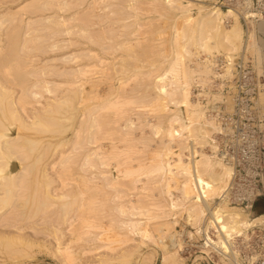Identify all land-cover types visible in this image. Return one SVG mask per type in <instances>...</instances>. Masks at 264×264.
Here are the masks:
<instances>
[{"label":"bare ground","instance_id":"6f19581e","mask_svg":"<svg viewBox=\"0 0 264 264\" xmlns=\"http://www.w3.org/2000/svg\"><path fill=\"white\" fill-rule=\"evenodd\" d=\"M36 1H40V0H36ZM36 1H34V3L30 1L31 2L30 4L38 3ZM46 1H48V0H46ZM50 1H53V0H50ZM50 1H48V2H50ZM57 1L60 2V0H57ZM63 1H62V3H63ZM70 1H73V0H70ZM78 1L81 2L79 5H82V1H85V0H78ZM128 1H131L133 3L132 0H92L91 2L89 0L90 3L88 5L86 3V6L83 7L80 10V12H78L79 19L77 17L78 16L77 14L74 15V17L76 16L75 19H72L73 21L78 22V23L76 22L77 23L76 25H78V26H76V27L73 26V27H74V30H77L75 33L78 34L79 38H80L79 41H76V39H75V41L77 43V44L76 43L75 44L78 45L84 41L85 43L84 42L83 43L87 44V46H89L90 49L87 48L88 50H85L86 53L85 52L83 53L80 51L76 55H73L74 57L73 56L69 57L67 55L69 58H72L71 61L73 60L74 63L78 60L79 61L83 60L84 62L81 64H77L76 68L68 73L70 78H73L74 82H71L70 81L71 79H70L69 80L71 82V83H69L70 85L69 84H67L69 86H67L66 84H64V85L66 87H68V89H70L69 87L75 86L77 89L74 88L73 93L75 94V92H76L75 89L79 90L80 91V92L78 91L79 94L83 95L82 97L79 96V98H81L83 101L86 100V102L88 103L89 102L88 100L93 99V101L96 100L98 104H96L95 106H93V105L88 106L84 110L83 119L81 121L79 120L80 124L78 121L79 128L77 126V131L74 132L75 137L74 136L73 137L75 138L74 139L75 141H74V143H72L73 147L72 146H71L72 148L68 147V148H70V150L72 149L71 152L68 151L69 153L68 152H67L68 154L66 153L67 156H65L66 154H64V153L58 154V157H59L58 160L61 159L60 160L62 162L61 165H64V168H63L64 170L62 169V171H64V175L66 174L65 171L68 172L69 168L71 167L70 165H75V163H76L75 157H76V158H78V160L80 162V164L77 162L80 165L79 167H77L78 171L81 170L80 172H82L84 174L87 172V175L89 174L88 172L91 173L92 170L95 173H97L96 171H98L99 173H97V174H99V176L101 177V178L99 177V179L100 180L102 179L101 185H97V188H96L94 186V183H93L95 181L93 178H95L96 175H94V177H92V178L90 177L92 175H88V176H86V175L82 176L83 174L77 175L78 181L82 185V186L80 185L81 186L80 188L78 187V190L79 189L80 190H79V193L78 192L77 193L80 196H82L83 198L85 196L86 197L84 200L82 197H80V196L78 197V198H80L79 200H81V204L78 202L77 203L74 202L75 197L73 199L74 201L72 200V202H73V204H76V205L79 204V206H77L78 210H81V211L85 210V212H87V214H88V212H91V214L94 213V215L92 214L94 216V218L98 217L100 214L102 216V211L104 210V214H106L107 218H108V219H106V217H105V219L108 221L106 222L107 223L106 228L105 229L103 228L104 234H102V236L104 235L105 237H107L108 234L111 236L110 238L108 236L109 240L111 241L110 245L118 244L120 246L121 244L126 245L128 242L131 243L133 240L131 238L132 236H138L140 239L139 242H141V243H142L143 238H154V245L156 247L152 250L153 251L152 253L155 256L157 254V252H161L162 264H166L167 259H169V258L174 260L173 263L176 262L177 264H180L179 261H176V260H178L180 258L179 252L180 251L182 252L185 249L184 247H185L186 242L184 243L183 236H185V238H187L189 240L188 242H190V240L193 241L194 239H196L197 235L199 237L200 232H202V231H200V228H202L203 231L204 230L206 231L209 228H211V229L215 230V232L217 234V242H216V239H214L215 240V242H214V241H211V239L209 237H207V236L205 237V238H207V239H205V245H207V247H211L212 249H216L217 252L218 251H223L225 253L231 252V248H232L234 242H236L238 240H243V241L248 240L250 230H252L253 228H255L257 226H264V213L262 212L260 214L255 215L253 213V211H249V212L244 211L243 208H240L236 205L231 204V202L228 200L227 190H228V187H229V184L231 181V168L228 167L226 164H224L216 155L217 143H216V140L214 138L215 137L214 134H215L216 128H217V126H216L217 122L214 120L213 113H217V111H219L220 105H223V108L225 111L229 112L232 110V94L234 93V90L232 89V87H230L229 90L227 91L230 94L225 92L226 95L224 96V95H222L221 92L212 93L208 89V87L210 86L211 82L213 84V81H211V80H213L214 78H216L218 76H219L220 80H227V79L230 80L231 79V78H227V77H230V74L233 71L231 68V64H232V62H234V59L238 56V54L236 55V53L239 51L242 53L239 56H240V58L242 57L244 59V62L248 58V57L246 58L245 54L252 53L255 56V58H254L255 63H252L253 60L251 59V64H254V67H255L254 69H256L258 75H263L262 71H261L262 61H261V56L259 53V44L260 43L257 42L256 37H257L258 31H261L264 33V23H263L264 20H258V21H255L254 19L249 20V18L247 17L245 19V24H243L241 22L242 16H240L239 13L235 9L227 8L226 10H223L219 6V4L216 3V0H210L211 2L206 6L198 5L199 7H196V10H197L196 14H192L190 12L191 8L194 6L192 4L189 5V3H187L185 5H181L178 2V0H159V1H162V4L165 2L167 7H165L164 5L161 4L162 6H164V8H162V10L161 9L159 10L157 8V10H155V11H157V14H159L158 13V10H159V12H161V11L163 12V13L161 12L162 13L161 15L166 16L168 20L173 19V23H171V24L169 23L170 26H167L168 22H170V21H168L167 24L165 23L166 24L165 29L168 28V29H170V31L172 30V34H171V40L168 41V45L170 44L169 47L171 49L168 48L169 53L167 51H166L167 53H164V51L166 50L165 49L166 47L164 48L165 50L162 48L164 51L160 52V50L158 51L153 47L154 45L150 46V45H148V43L146 44V46L141 45L144 42H141L139 40L138 41L140 43L137 40L128 41V38H130V37L132 38V35L130 34V37H129V34L125 33V38H124V35H123L124 32L122 31V33H123L122 34L121 31H119V30H123L125 28L127 30V27H126L127 25L125 26L123 22L125 20H126V22L129 21L128 20L129 18L125 17L126 13H124L126 11L125 9L129 7L127 5ZM245 1H246V5L250 3V0H245ZM27 3L29 4V1ZM55 3H57V2L55 1ZM69 3H71V2H69ZM76 3H78V2H76ZM124 3L127 6H125ZM33 4L30 5L31 8H32ZM64 4H65V1L63 3L62 7L65 6ZM47 5L51 6L53 4H50V5L47 4ZM68 5H71V4H68ZM73 5H75V4H73ZM73 5H72L73 8L71 10L75 9L74 8L75 6H73ZM139 5H137V6L140 7ZM152 5H153V3H152ZM173 5H175L176 10L181 13V18H178L179 21H177L178 19L174 20V16H172V14L170 13V6H173ZM22 6H26V3H25V5H21V7H19L21 9H18L17 10L18 12L15 10L16 12H13V13L14 14L20 13L22 10H24V8H25L24 12L26 13V11L28 9L26 10V7L23 8ZM30 6H28L27 8H29ZM35 6L36 5H34V7ZM43 6H41V7L43 8ZM66 6H67V4H66ZM66 6H65V8L63 7L64 9H61V11L63 12L66 9L67 12L69 13L70 9L68 10L67 8H70V7H68V6L66 7ZM132 6L133 7H130V8L136 7V3H135V5L132 4ZM156 6H158V5H156ZM52 7L54 8V6H52ZM52 7H50V8H52ZM57 7H56V9H54L55 11L58 10ZM60 7L61 6H59L58 8H60ZM36 8L39 9L38 6ZM36 8H34V9L36 10ZM47 8H49V7H47ZM50 8H49V10L51 11ZM167 8L169 10H167ZM123 9L125 10L124 12H123ZM141 9L142 8H140V10ZM153 9H155V7ZM35 10L33 11L34 13L32 11H30V12H32L33 15L35 14V12L37 13L38 11L43 12V11H41L42 9L37 10V11H35ZM97 10L101 11L102 13L100 14L99 12H97ZM130 10H132V9H130ZM138 10H139V8H138ZM140 10H139V12L141 13ZM61 11H59V12L61 13ZM132 11H130V12H132ZM135 11H134V13L136 14ZM155 11L153 10V13ZM30 12H27V13H30ZM56 12H58V11H56ZM139 12H138V14H139ZM143 12H144V10H143ZM13 13H11V14L13 15ZM43 13H45V12H43ZM82 13L83 14L85 13L84 17L80 18ZM134 13H132V14L134 15ZM9 14H10V12H9ZM54 15H57V14H54ZM245 15L246 14H244V16ZM3 16L8 18V20L6 18H4L5 20L4 19L3 20L8 21L9 25H10V20L13 17L10 18L11 15L6 16V13H4ZM141 16L142 15H139V17H141ZM0 17H2V16H0ZM17 17H18V15L15 16L16 20H17ZM69 17H71V16H69ZM132 17H134V16H132ZM52 18L53 17H50V18L44 19V20L41 18H39L40 20L39 19L36 20L37 19L36 18L35 19L36 21L30 22L29 25L26 24V26L28 27L27 30L28 31L30 30L29 27H31L30 26L31 24H33V25L37 24L38 25L39 21H41L42 26H44V24H43V22H44L46 24L52 23V25H55V28L59 27V29H60V27L63 28V26H64V28L66 27L67 29L70 28V27H68L69 25L68 26H66V25L69 22H71V20L68 22V19L67 20L65 19L68 22L67 23L65 20H62V18H61V20H60V18L59 19L54 18L55 20ZM136 18H138V16ZM175 18H177V17H175ZM19 19L20 18H18V20ZM13 20H15V19H13ZM180 20H181V22H180ZM4 21L0 20V31H2V30L4 31V29L1 30L2 26H4L3 24L6 23V22L3 23ZM73 21L71 23H73ZM177 22H180V24H178ZM260 22H262V23H260ZM12 23H13V21H12ZM6 24L8 25V23H6ZM18 24H22V23H18ZM130 24H132V23L130 22ZM137 24L139 25L140 23H137ZM11 25H15V24L13 23ZM72 25L73 24H71V26ZM138 25H136L137 29H138ZM140 25L141 26H139V27H142V24H140ZM20 26H22V25H20ZM20 26L19 27L16 26V27L20 28ZM34 26H36V25H34ZM89 26H90V28L91 27L93 28V30L92 31L90 30V31L92 33H94L93 35H95V36H93L92 33H90L88 30H86L87 29L86 27H89ZM130 26H132V25H130ZM41 27H39V28H41ZM134 27L135 26H133L132 28H134ZM18 28H16V29H18ZM52 28L50 30L55 31V28L54 29H52ZM128 28H129V25H128ZM132 28H130V29H132ZM161 28H163V27H160L159 29H161ZM10 29H13V28H10ZM10 29H6V30H8V31H6V32H8L7 34L4 33L7 36V39H6L7 44H4V43L3 44L7 45V46H3V45L0 46V71H1L2 76H3L2 78H0V206H1V204L5 205L6 197L7 196L10 197V193H12L13 189H15L14 185L21 186V184H23V177L25 178L24 175H26L28 173V172L26 173V171H27L26 169H28V168H26L27 166L23 165V162L26 161L25 156H27V155L24 156L25 152H22L24 149L23 146L25 145V147H26V145H28L27 147H29V145L32 146L33 144H35V146H36V143L27 140L28 137L25 138L26 135H24V134L22 135L21 133H14L12 136H10L11 135L10 130L13 131L15 129H22L23 128V130L25 129L24 130L25 132L27 130L32 131V132L35 130L34 132H37V130H39V128L42 127L43 130L47 131V129H51V127H53V126L59 124V122H61L60 120L63 117H58L59 113H61V112L58 113V107L60 106L59 109H61V107H62L61 104H63V103L66 104V102H67L66 100H64L65 98L63 99V101L59 100V102H57L58 101L57 100L56 102H53L54 100L57 99L56 96L54 97V94L55 93L57 94V91H55V93H53L52 90H50V88L52 89L53 85H55L53 82H51V84L53 83L52 85L46 86L48 83L45 81H44V83H40V82L35 81L34 83H37V85H34V88L31 87L33 89L38 88L39 85H41L40 89L45 88L44 86H46V87L52 86L49 89L45 88L44 93H45V95L47 94V96L49 94L53 93L51 95L52 99H50V100H52L51 102H53V103L49 102L47 104L46 108H44V107L41 108V110L43 109L41 113H40V110L37 111L39 113H37L34 110L36 112V114H35V112H31L34 115L30 116V118H31V120L29 119L30 125H27V123L26 124L24 123V122H28V121H25L27 116L25 115L24 120H23L22 119L23 117L21 116V114H23V115L25 114V111H23L24 106L29 104V102L27 103L26 101L29 100V99L27 100V98H28V95H30V91H29V94H27V89H25L24 86L26 84H28L29 82L25 84V82H24L25 78L23 79L22 74H19L22 71L18 72L17 70H20L23 67H27V66H22V64L18 63V61L16 62L15 58L16 57L20 58L17 55H15V54H18V52H15V54H13V55H15V57L12 55V53H14V51H16L15 48L18 49L20 46L18 44L19 43V40H18L19 37L16 38V35L19 36V33H17V32H19V29L16 30L15 37L14 36L11 37L10 34L12 33V30L10 33ZM47 29H46V31H47ZM63 29H61V30H63ZM130 29H128V30L130 31ZM137 29H135V30H137ZM140 29L141 28H139V30ZM33 30H32V32H33ZM65 30L62 31L64 33L63 36L70 35V34H68V33H70L69 32L70 30H66V31ZM14 31H15V29H14ZM43 31H45V30H43ZM51 31H49V32H51ZM137 31H134V33ZM32 32H30V33H32ZM158 32L163 33V30H161V31L159 30ZM13 33L15 34V32H13ZM37 33H38V31H37ZM37 33H36V35H37ZM41 33H42V31H41ZM75 33L72 35L74 38L75 37L77 38L78 36H75ZM127 33H131V31L127 32ZM138 33H139V31H138ZM56 34L57 33L52 34V36H54ZM141 34L142 33H140V35ZM0 35H1V33H0ZM20 35H21V33H20ZM43 35H45V34H43ZM138 35L139 34H137V37H138ZM22 36H24V34ZM56 36L58 37V35H56ZM59 36H61V35L59 34ZM135 36H136V33H135ZM24 37H26V36H24ZM35 37H33V38H35ZM48 37H50V35ZM164 37H166V36H164ZM167 37H168V35H167ZM4 38H6V37L3 36V40H5ZM10 38H13V39L10 41ZM20 38H22V37L20 36ZM26 38H28V37H26ZM26 38L23 39V41L26 40ZM14 39L17 40V42H18L17 45H19L18 47L14 44V43H16V41ZM22 39H20V41ZM132 39H134V38H132ZM6 41H3V42H6ZM12 41L13 42L15 41L12 44V48H14L13 46L15 45V48H14L15 50L10 48L11 47L10 42H12ZM39 41H41V40L39 39ZM68 42H65V43L68 45L69 44ZM71 42L73 44L74 40L70 41V43ZM28 43H29V41L27 42V45H28ZM75 44H73V47ZM33 45H34V43H33ZM35 45H38V44H35ZM69 45L71 46V44H69ZM140 45L144 46V47H140ZM57 46H54V47H57ZM62 46H63V44H62ZM62 46H61V48H63ZM23 47H25V46H23ZM33 47L37 48V46H33ZM30 48L31 47H29V49ZM2 50H5V51H2ZM21 50H22V52H21ZM24 50H26V49L21 48L20 52L23 53ZM31 50L33 51L34 49L31 48L28 51H31ZM82 51H84V50H82ZM108 51H110V52L112 51V52L108 53ZM35 53H37V52H35ZM28 54L32 55L30 53H28ZM72 54H70V55H72ZM123 54H126V59H123V57H124ZM216 54H218V55H216ZM23 55H25V54H23ZM111 55L115 56V57H113V62H112L113 65L115 64L117 59L118 60L120 59L119 61H117L118 62L117 64H119L118 65L119 68L121 66V69L119 70V72L123 69L121 74H123V75L128 74V76L126 75L127 77L125 79L124 78L119 79L120 76L118 77V80H117L119 82L118 86H120V85L128 86L127 85L128 81H133V80L134 81L135 80L141 81L143 83V87L145 86L144 90L148 89V91L147 90H146V92L144 90L142 91L143 93L138 98V101H139L138 105L139 104H141V106H146L145 104H147V106L150 105V108L153 109L152 113L153 112H155V113H158V112L164 113L165 112L166 113V114L164 113V115L161 113L160 114L158 113L154 117V118H156L157 116L161 115V117L159 119L156 118L157 120H155V121L157 123L155 122L153 126L150 124L152 126L150 129L151 134H152L151 136L154 137V136H157L158 134H162L163 136H161L162 139H160V140H162V141L164 140V142L162 143L159 140V142H160L159 144H162L161 149L159 150V148H158L159 146L157 147V145H156L158 151H153L152 155H150L151 156L150 160H147L146 163L139 161L140 159H139L138 155L140 153L139 154L137 153L138 155L132 154V155H135V158L131 157L129 150L131 149L132 145L134 146V148H133L134 150L138 146H136V148H135L134 142L132 143V141L134 139L133 140L129 139V137H128L129 133H127L126 130H122V128H120L119 124H118L119 121L124 120L123 114L119 110L121 107L119 108V106H118V105H121V102L119 99H122L120 97H124V96L128 95L129 93L127 91H125L128 94L126 93V95H120L116 92L115 89L112 90L113 88L111 89V87L110 88L108 87L109 88L108 91L105 90V91H107V93L104 91V94L102 95V97H100L99 91L97 90V86H98L99 82L103 83V81H104V83H105V82H108V81L114 79L113 75H109V74L113 73L115 75V73H116L115 69H113V71L111 69L112 72L110 71V73H109L108 67H110L111 65L109 66V61L107 63L106 57H105V56L111 57ZM159 56L162 57V59L159 58L160 60H158ZM196 56H199V62L195 61V59L197 58ZM12 57L14 58L15 62H10L13 60ZM32 57H33V55H32ZM148 57L149 58L151 57L150 61L147 60ZM219 57L224 59V61L222 60L223 61L222 63L224 65L223 69L226 70L225 72L224 71L222 72V75L219 72H215L216 63H217V61H219L216 59ZM61 58H63V57H61ZM69 58H67L65 56V58H64L65 64L68 63L66 61H68ZM145 59L147 61H144ZM114 60H115V62H114ZM21 61H22V63H25V61H27V60L24 59V62H23V59L19 60V62H21ZM30 61H31V58H30ZM105 62L107 63L106 64L107 66H105V67H107L108 70H106V71H108V72H104V70L102 69V65H105ZM10 63L20 64L21 65L20 67H22V68L18 69L16 67H14L15 65L12 66L13 69L15 68L16 72H14V70H12L14 72V75L12 73L11 77H7V75L10 76V74L12 72L10 70L11 69ZM34 63L35 62L33 61V63H30V64L33 65ZM68 64H70V62ZM117 64H116V66H117ZM29 68L30 67H28V69ZM34 68L37 69L39 67H34ZM41 68L42 67L40 66V70H41ZM49 68L55 69V72H57V74H59V72H61V74H62V72L65 73V70L64 71L58 70L59 71L58 72V71H56L57 68H55V67L54 68L49 67ZM104 69H106V68H104ZM30 70H29V72H31ZM33 70H35V69H33ZM50 71H52V70H50ZM67 71H66V73H67ZM116 71L118 72V68ZM24 72H26V71H24ZM32 72H34V71H32ZM25 74H27V73H25ZM47 74L50 75V73L48 71H47ZM53 74H55V73L53 72ZM53 74H51V75H53ZM61 74L56 75V77L57 76L60 77ZM63 74H62V76H63ZM117 74H119V73H117ZM51 75L49 77H53ZM68 75H65V77ZM12 76L16 79H12L10 81V78H12ZM32 76H35V75H31L30 77H32ZM38 76L42 77L43 75H38ZM94 76H98V77L95 78ZM0 77H1V74H0ZM65 77L63 76V79ZM32 78H30V79H32ZM68 78H67V80H68ZM30 79H29V81H30ZM34 79H35V77H34ZM41 79H43V77ZM27 80L28 79H26V82H27ZM65 80H66V78H65ZM263 80H264V77H263ZM15 81H16V83H15ZM39 81H40V77H39ZM111 82L112 81H110V83ZM137 82H136V84H139L140 87L139 86L138 87L141 89V82H138V83ZM64 83H65V81H64ZM12 84L21 88L19 97L17 98L16 101H15V99H12L13 95H11L12 98L10 97V91H12V90H10V86ZM107 85H109V84H107ZM57 86H55V88L57 87L58 94H59V89H60V87L62 88L63 84L61 86L58 83ZM192 86H195L196 88H198V94H196L194 96L192 95V88H190ZM211 86H213V85H211ZM85 87H87V88H85ZM55 88H53V89H55ZM71 89L73 90V88H71ZM86 89H88V90H86ZM220 89H222V88H220ZM38 90L39 89H37L36 91L38 92ZM64 90H66V89H64ZM39 91L41 92V91H43V89L39 90ZM67 91H69V93L71 94L70 90H67ZM67 91H65V93H68ZM121 91H122V93H125V92H123V90H121ZM259 91L260 92H258V100L260 101L259 103L262 106H264V84L262 85V88ZM60 94H62V93L60 92ZM85 94H86V96H84ZM138 94H135V96ZM65 95L69 96V94H65ZM39 96L32 93L31 97H33V100L31 102L33 103V105H34V103L39 102V101H35L36 99L37 100H38V98H39V100H40V98L42 99V97H39ZM47 96L45 99H47ZM103 96L105 97V99L109 98V97H113L116 99H114V100L113 99L112 100H105L104 99L103 100V99H101V98H104ZM193 97H195V99H193ZM76 98H78V97H75V99ZM129 98H130V96H129ZM202 98L206 100L204 105L201 102ZM260 98L262 99V103H261ZM67 100L69 101L70 99L67 98ZM133 100H135V98ZM83 101L79 100V102H83ZM135 101H137V100H135ZM126 102L127 101L125 99V103ZM149 102H150V104H149ZM83 103H85V102H83ZM129 103L130 102L128 101V104ZM78 104L83 105L82 103H78ZM122 104H123V101H122ZM128 104L126 103L127 106H129ZM67 105H70V104L68 103ZM121 106L123 108V105H121ZM127 106H125V104H124V108ZM38 107H42V106H38ZM148 108H149V106H148ZM54 109H55V114L58 113L57 114L58 116L57 117L55 116L56 118L51 116L54 113ZM105 109H107L110 113L112 111L111 114L113 115V117H111V114H109V112L106 111ZM117 110L120 112H118ZM122 111L124 112V110H122ZM72 113L73 112H71V114ZM125 113H126V111H125ZM168 113H169V115H168ZM163 117H165V119H166L165 126L162 123ZM125 118H127L126 121H128L129 118L126 116H125ZM129 121H130V119H129ZM127 124H130V122H128ZM126 125H124V126L122 125V126L129 128ZM61 126H63V125H61ZM130 126H132V125H130ZM52 129H54V128H52ZM52 129H51L52 135H55L54 133H58L57 130H55L56 132H54V131L52 132ZM129 129L131 131V127ZM129 129H127V130H129ZM45 131L43 132L41 130L40 132L46 134ZM67 131H68V129H67ZM134 131H135V129H134ZM48 132H50V130H48L47 133ZM62 133H63V131H62ZM30 134H32V133H30ZM130 134H131V132H130ZM35 135L38 136V134H35ZM49 135L51 136V134H49ZM33 136H34V134H33ZM60 137H59V139H60ZM40 138H42V137L40 136ZM140 138H141V136H140ZM53 139H54V136H53ZM101 140L109 142V146H107L108 147L107 151H101L100 148L96 147L92 150H89L87 152L88 154L86 153L87 146H90V145L93 146L94 144H97ZM137 141H138V139H137ZM137 141H135V142H137ZM146 141L148 142V140H146ZM146 141H145V143H146ZM150 141H152V139ZM63 142H59L60 145L61 144L63 145ZM41 143L42 142H40L39 144H41ZM50 143H52V142H50ZM139 143H140V141H139ZM142 143H144V142H142ZM48 146H49V144H48ZM58 146H59V144H58ZM153 146H155V145H153ZM33 147H34V145H33ZM50 147H51V145H50ZM146 147H148V146H146ZM34 149H35V147H34ZM143 149H144V146H143ZM27 150H29V149L27 148ZM46 150H47V148H46ZM50 150H51V148L49 149V151ZM139 150H140V148H139ZM25 151H26V149H25ZM53 151H55V153H57L55 149ZM74 151L75 152L77 151V152L73 153ZM147 151H148V149H147ZM137 152H139V151H137ZM14 153L16 154V156H14L13 159L18 160L19 170L17 173L14 172L15 174L10 175V169L11 168H10V163L8 162V160L10 159V155L12 157L13 156L12 154H14ZM72 153H73V155L70 156ZM17 155H20V156L17 157ZM46 156H47V154H46ZM136 156H138L137 159H136ZM40 157H42V156L40 155ZM52 158L53 157H51L50 160ZM36 159L40 160L39 156ZM44 159H45V157H44ZM28 160L29 159H27V161ZM38 160H36V162ZM51 161H53V160H51ZM57 161L55 162L56 164H54V163H52V164L57 165ZM60 161H58V163H60ZM24 164H26V163H24ZM52 164H51V166H52ZM58 165L56 166V168L58 167ZM30 167H32V166H30ZM30 167H29V169H30L29 171L32 170V168H30ZM53 167H55V166H53ZM59 167H61V166L59 165ZM44 168H45V165H44ZM79 168H80V170H79ZM42 170L44 171V169H41V171ZM50 171H55V170L52 168ZM50 171L48 172L49 174H50ZM58 171L56 170V172H58ZM59 172H61V170ZM36 173H38V171H36ZM77 173H79V172H77ZM30 174L31 173H28L29 176H31ZM42 175H43V173H42ZM62 175H63V173H62ZM29 176H28V179H29ZM55 176H56V174H55ZM58 176H59V178L62 177L61 173H59ZM142 176L144 178L148 176L146 178V181L149 180L148 182H150L152 180V182H150V183H152V186L155 188L156 187L162 188V194H166L168 199H169V201L166 203V205L164 204V202L162 203L165 206H163L162 204L158 205V203H156V205H155V203H152L151 206L155 207V210L157 208L162 209V207H164L163 209L166 208V210H156L158 213L157 216H153V214H152L153 211H151V209H154V208H151V207L149 208V206H148V204H151V203L145 204L143 202V201H145V198L144 197H143L144 199L142 198V196L139 194L140 192L138 194L135 193L136 198H133L134 200L128 201V199H127V202H126V200L124 201L126 203H123V202L116 203L117 200H120L124 196L123 195L124 191H135L136 192L138 190L136 185L142 181L141 180ZM149 176L151 178H149ZM47 177H48V175H47ZM47 177H44V179H46ZM48 178H49L48 180L51 182L53 177L50 178V175H49ZM42 179H43V177H42ZM96 181H97V179H96ZM44 182H46V181H44ZM50 182H48V183L50 184ZM52 182H53V180H52ZM84 182H85V185H84ZM87 182L92 183L93 185L92 184L89 185V183H87ZM148 182H145V183H148ZM25 183H27V182H25ZM86 183L88 184V186ZM49 184H47V185H49ZM10 187H13L12 192H10ZM153 187H151V186H150V188L148 187L149 191ZM24 188L25 187H23V189ZM106 188L108 189L107 190L108 192L106 191ZM138 188L141 189L140 187H138ZM142 188H143V186H142ZM145 189H144V191H146ZM15 190L21 191L22 189L17 188ZM46 190H45V193L47 192ZM95 190H97V191H95ZM262 190L264 192V182H263ZM54 191L55 190H53L52 192H54ZM173 191H176L180 194V196L178 197L179 200H174L176 196L173 197V194H172ZM18 193H16V194L20 195ZM50 193L51 192L47 193L46 199L50 200V197H51ZM68 194H69V192L66 194H63L61 196H58L56 199L54 198V200H56V203H58V202L61 203L59 200L64 201L66 199V197H72L73 196L72 194H71V196H68ZM97 194H99L100 195L99 197H102V199L99 198V199H101L100 202H98V204L95 205L97 202H94V200L97 199ZM124 194H125V192H124ZM53 195L56 196V194H54V193H53ZM95 195H96V199H94ZM105 196L111 197L112 200H114V202L115 201L116 202L113 203V205L111 206L108 198H105ZM17 198L18 197L16 196V199ZM63 198H65V199H63ZM57 199H58V202H57ZM35 200H37V199H35ZM67 200H68V198H67ZM149 200H150V198H149ZM146 201L148 202V200H146ZM213 201L216 202L215 206L211 207L209 205V207H208L207 203L212 204ZM72 202H71V204H72ZM152 202H154V200ZM28 205L29 204H27V207H28ZM33 206H34V204H33ZM41 206H42V208H44V207L49 208L50 206H52V204H51V202H48V200L46 201L44 198V201L41 202V205L39 207L41 208ZM56 206H58V205H56ZM67 207L70 208L72 206L67 205V203L66 204L64 203V204L59 205L58 209L61 210L60 211L61 214L64 215ZM48 208H46V209H48ZM178 208H180L182 210H177ZM50 209H51V207H50ZM39 210H43V209H39ZM72 210H74V209H72ZM235 210H241V213H240V211L238 212ZM69 211H70V209H69ZM98 211L101 213H99ZM36 212L37 211L35 210V213ZM243 212H244V214H243ZM52 213H53V211H52ZM149 213H151L152 215H150ZM252 213L254 215H252ZM45 214H47V212ZM249 214H250V218H248L249 216H247ZM81 215H82V212H81ZM83 215H84V213H83ZM179 215H181V219H182L181 221L183 222L182 225L184 227H187V228H189L188 226H191V228L194 229L195 232H191V230H192L191 228H190L191 229L190 231H188L186 229V230H184V232H180L179 234L176 233L175 231L174 232L172 231V228L174 229V226L181 224V221H179L180 218H177ZM43 216H44L43 220L45 219L47 221V218H45L46 215H43ZM84 216L83 217L81 216V217L84 218ZM87 216H85V219H80L79 223H81L83 225L85 224L84 228L86 226L89 229H91V228L97 229L98 227H96V225L93 226V224L89 223V222H91V219H90V221H89V219L87 221V219H86ZM41 217H42V215L40 216L39 219H41ZM46 217H48L50 219L49 216H46ZM52 217L53 216H51V218ZM89 217L92 218L93 221L95 220V219H93V217H91V216H89ZM102 217H100V218L103 219L104 217L103 218ZM161 217H165V218L168 217L167 223H159L158 220ZM124 218H125V220H123ZM32 219H34V218L32 217ZM76 219H77V217H76ZM96 219H98V218H96ZM101 219H100V221L96 220L94 222H96V224H97V222H101ZM29 220H31V219H29ZM43 220H41V222H43ZM50 220H49V222H50ZM60 220H58V221H60ZM71 220H73V219H71ZM46 221H44V222L48 224V222H46ZM151 221L154 223H152ZM60 223H62V222H60ZM63 223H64V221H63ZM71 224H73V223L71 222ZM66 225H67V223H66ZM98 225H100V224H98ZM54 227H56V226H54ZM69 227H70V224H69ZM101 227H102V224H101ZM101 227H99V228L101 229ZM52 230H54V229L52 228ZM153 231L155 233H153ZM57 232H59V231H57ZM63 232H66V231H63ZM63 232H61V233H63ZM105 232L107 233V236L105 235L106 234ZM203 233H202V235H203ZM208 233H209V230H208ZM54 236H55V234H54ZM54 236H53V238H54ZM181 236H182V238H181ZM62 237L63 236H61V238ZM69 238H71V237L69 236ZM77 238H75V239H77ZM199 239L200 238H198V240ZM68 241H70V240H68ZM185 241H187V240H185ZM194 241L196 242V240H194ZM29 243L31 244V242H29ZM66 244L64 247H66L68 245V244L67 245ZM142 244H145V243H142ZM109 246H106V248L108 249ZM138 246H139V244H138ZM187 247H188V245H187ZM67 249L68 248L66 247V248H64V250L62 249V251L59 249H56V250L54 249V250H55L56 255H60L59 258L64 257L62 259L67 260L68 262H71L74 258L73 257L74 255L72 256V254H70V253L68 255V253L66 252V251H68ZM134 250H135L134 248L130 249V250L126 249L125 251H123V253L121 252V254H120L121 256H119L116 259L124 260L125 263H123V264H131V263L133 264V262H131L132 257H134V258L137 257V256H134V252H135ZM187 251H189V250H187ZM206 252L207 251H205V253ZM50 253H52V252H50ZM152 253H150V255L139 254L138 258L135 260L134 264H150L151 258H152ZM234 254L236 255L237 252H234ZM75 256H76V254H75ZM208 256H209L208 259L210 260V255H208ZM208 256L206 255L205 257H208ZM75 259H76V257H75ZM205 261H206V258H205ZM63 264H65V263H63ZM104 264H106V263H104ZM108 264H110V263H108Z\"/></svg>","mask_w":264,"mask_h":264},{"label":"rangeland","instance_id":"374dc122","mask_svg":"<svg viewBox=\"0 0 264 264\" xmlns=\"http://www.w3.org/2000/svg\"><path fill=\"white\" fill-rule=\"evenodd\" d=\"M29 1V4L31 3V2H33L34 3V1H36V0H0V16H2V17H0V20H2V21H4L5 19L4 18H6V17H4L3 16V14L4 13H6V16H8V15H11L10 16V18L11 17H13V18H11V20H10V25H9V22L8 21H4L3 23H8V25L5 23V24H3L4 26H2V28H1V30L2 29H4V31L2 30V31H0V33H1V35H0V46H7V45H4V44H7V41H6V39H7V36H6V34L8 33V32H6V31H8V30H6V29H10V28H13V29H10V33H11V30H12V33L10 34L11 35V37L12 36H14L15 37V35H16V30H18L19 29V32H17V33H19V36H17L16 35V38L17 37H19L20 38V36L23 38L24 36H26V37H28V38H26V37H24L23 39H25L26 38V40H24L23 41V39L22 38H20V39H22L21 41H20V39L18 38V40H19V43L17 42V40H15L16 41V43H14L13 41L12 42H10L11 44V49H13V50H15L16 49V51H14V53H12V55L13 54H15V52H18V54H15V55H17L18 57H20V58H15L16 59V62L18 61V63H20V64H22V66H27V67H20L21 65L20 64H17V63H10L11 65H10V67H11V71L12 70H14V72H16V70H15V68L13 69V67L12 66H14V67H16V68H22V69H20V70H17L18 72L19 71H22V72H20L19 74H22V76H23V79H24V82H25V84L26 83H28V84H26L24 87H25V89H27V94H29V91H30V95H28V98H27V100L28 101H26L27 103L29 102V104H27V105H25L24 106V110L23 111H25V114L23 115V114H21V116L23 117L22 119L24 120V117H25V115L27 116L26 117V119H25V121H28V122H24L25 124L27 123V125H30L29 124V119L31 120V118H30V116H32V115H34V114H32L31 112H37V111H39L40 110V113L42 112V110H41V108H46V106H47V104L50 102V103H53V102H56L57 100V102H59V100H62L63 101V99L64 100H66L67 102H66V104H61L62 105V107H61V109H59V107H58V113L59 112H61V113H59V116L57 115V114H55V109H54V113L51 115V116H53V117H63V118H61V122H59V124H57V125H55V126H53V127H51V129L52 128H54V129H52V132L54 131V132H56L55 130H57L58 131V133H54L55 135H52V133H51V129H47V131L48 130H50V132H48L47 133V131H45V130H43L42 129V127H40L39 128V130H37V132H32V131H24L23 130V128L22 129H15V130H10V136H12L14 133H21L22 135L24 134V135H26V137L25 138H27V140H29V141H31V142H35L36 143V146H35V144H33L34 145V147H35V149H34V147H33V145L31 146V145H29V147H27L28 145H26V147H25V145L23 146L24 147V149H23V151L22 152H25L24 153V156L25 155H27V156H25L26 157V161L25 162H23V165H25V166H27L26 168H28V169H26L27 171H26V173L28 172V173H31L30 175L31 176H29L28 175V173L26 174V175H24L25 176V178L23 177V184H21V186H16V185H14L15 186V189H17V188H20V189H22L21 191H16L15 189H13V187H10V192H12V189H13V192L12 193H10V197L9 196H7L6 197V200H5V205H2L1 204V206H0V264H63V263H65V264H104V263H106V264H108V263H110V264H123V263H125L124 262V260H119V259H116V258H118L119 256H121L120 254H121V252L123 253V251H125L126 249L127 250H130V249H135L134 251V256H137L136 258H134V257H132V261L131 262H133V264H134V262H135V260L138 258V255L139 254H141V255H150V253H152L153 251V249L156 247L155 245H154V238H143L142 239V243H145V244H142L141 242H139V237L138 236H132L131 238L133 239L132 240V242L130 243V242H128L126 245H124V244H121L120 246L118 245V244H114V245H110V240H109V238L111 237L109 234H108V236H109V238H108V236H107V233L105 234L107 237H105L104 235L102 236V234H104V231H103V228L105 229L106 228V226H107V221L108 220H106V219H108L107 218V215L106 214H104V210L102 211V216L104 217H102L101 216V214L99 215L100 217H102L103 219H101L99 216L98 217H96V218H98V219H96V218H94V213H92L91 214V212H88V214H87V212H85V210L83 211H81V210H78L77 208V206H79V204H73V202H72V200L74 199V197H75V201L74 202H78V203H80L81 204V200H79L80 198H78L80 195L78 194L79 193V190H78V187L80 188L82 185H81V183H79V181H78V176L77 175H81V174H83L82 176H84V175H86V176H88V175H92V176H90L91 178L92 177H94V175H96L95 176V178L97 179V181H96V179L95 178H93L94 180V186L97 188V185H101V181H102V179L100 180L99 179V174H97V173H99L98 171H96L97 173H95L93 170L91 171V173L90 172H88L89 174L87 175V172L84 174V173H82V172H80L81 170H80V168H79V170L80 171H78L77 170V167H79L80 165V162H79V160H78V158H76L75 157V162L77 163H75V165H70L71 167L69 168V170H68V172L67 171H65L66 172V174L64 175V171H62V169L64 168V165H61V159L60 160H58V154H60V153H64V154H66L68 151H70L71 152V150H70V148H72L73 147V144L72 143H74V132L75 131H77V126H78V128H79V124H80V121L83 119V112H84V110L88 107V106H91V105H93V106H95L96 104H98L97 103V101L95 100V101H93V99H91V100H88L89 102L87 103L86 102V100H82L81 98H79V96L80 97H82L83 95L82 94H79V90H76L77 88L74 86V87H69L70 89H68V87H66L64 84H69V83H71V82H74V80H73V78H70V76L68 75V73L70 72V71H72V70H74L75 68H76V66H77V64H81V63H83L84 61L83 60H78V61H76L75 63H74V61L72 60L71 61V59L72 58H69V57H72L73 55H76L78 52H85L86 53V51L85 50H88V49H90L89 48V46H87V44H84L82 41V45L81 44H78V45H76L77 43H76V41H79V35L78 34H76L75 32L77 31V30H74V27H76V26H78V25H76L78 22L77 21H73L72 19H75V17H74V15H78V12H80V10L83 8V7H85L86 6V3H87V5L92 1V0H90V2H89V0H85V1H82V5H79L81 2L80 1H76V0H73V1H70V0H64L65 1V6H66V4H67V6L68 7H70V8H67L68 10H69V13L67 12V10L65 9L63 12L61 11V9H64L65 8V6H63L62 7V5H63V3H64V1L63 0H60V2L59 1H57V0H55L57 3H55V1L53 0V1H50V0H48V1H50V2H48V1H44V0H40V1H36V2H38V3H36V4H33V6H32V8H31V6L30 5H32V4H28L27 2ZM31 1V2H30ZM62 1H63V3H62ZM75 1V2H74ZM133 1V3L131 2V1H128V3H127V5L129 6L128 8H126L125 10L123 9V12L124 13H126V15H125V17H128L127 19L129 20V21H127L126 22V20L123 22L124 23V25L127 27V30L128 29H130V28H132L133 26H135L134 28H132V29H130V31H131V33H127V32H130L129 30L127 31L126 30V28L125 29H123V30H119V31H121V33H122V31L124 32V38H125V33L126 34H129V37H130V34L132 35V38H134V39H132L131 37L130 38H128V41H134V40H139V41H141V42H144L143 44H141V45H145L146 46V44L148 43V45H150V46H153L156 50H160V52H162V51H164L165 49V51H164V53H169V49H171L170 47H169V45H168V41L169 40H171V34H172V30L170 31V29H168V28H166L165 29V27H166V24H167V22L168 21H170V22H168V25L167 26H170L169 25V23L171 24V23H173V19L172 20H168L167 19V17L166 16H162L161 14L163 13L162 11V13L161 12H159V10L161 9L162 10V8H164V6L165 7H167V5L165 4V2L162 4V1H157V0H132ZM40 2V3H39ZM54 2V3H53ZM69 2H71V3H69ZM76 2H78V3H76ZM138 2V3H137ZM141 2V3H140ZM151 2V3H150ZM156 4H155V3ZM178 2L181 4V5H185V4H187V3H189V5L190 4H192V5H194L192 8H191V13L192 14H196V12H197V10H196V7H199L198 5H204V6H206V5H208L211 1L210 0H178ZM25 3H26V6H22L23 8L24 7H26V13L24 12L25 11V8H24V10H22L20 13H13V12H16L18 9H21V8H19V7H21V5H25ZM62 3V4H61ZM85 3V4H84ZM135 3H136V7H134V8H130V7H133L132 6V4L133 5H135ZM150 3V4H149ZM152 3H153V5H152ZM216 3H217V0H216ZM7 4V5H6ZM28 4V5H27ZM42 4V5H41ZM47 4H53V5H51V6H48ZM56 4V5H55ZM58 4V5H57ZM68 4H71V5H68ZM73 4H75V5H73ZM125 4V3H124ZM131 4V5H130ZM140 4V5H139ZM160 4V5H159ZM164 5V6H162V5ZM6 5V6H5ZM34 5H36L35 7H34ZM44 5V6H43ZM46 5V6H45ZM72 5L73 6H75L74 8L75 9H73V10H71L73 7H72ZM78 7H77V6ZM126 4H125V6H127ZM137 5H139L140 7H138ZM152 7H151V6ZM156 5H158V6H156ZM176 5V4H175ZM175 5H173V6H170V13L172 14V16H174V20L175 19H178V18H181V13L179 12V11H177L176 10V6ZM28 6H30L29 8H27ZM38 6V8L39 9H37L36 7ZM41 6H43V8L41 7ZM52 6H54V8L52 7ZM58 6H61L60 8H58L57 7V9L58 10H56V11H58V12H56L54 9H56V7ZM66 6V7H67ZM47 7H52V8H50L51 9V11L49 10V8H47ZM80 7V8H79ZM139 8V10H140V8H142L140 11H141V13L139 12V10H138V8ZM155 7V9H153ZM22 8V9H23ZM34 8H36V10L34 9ZM46 8V9H45ZM152 8V9H151ZM157 8L159 9L158 10V13L159 14H157V11H155V10H157ZM42 9V10H41ZM48 9V10H47ZM53 9V10H52ZM60 9V10H59ZM130 9H132V10H130ZM138 11H137V10ZM16 10V11H15ZM37 11V10H41V11H43V12H45V13H43V12H40V11H38L37 13L35 12V14L33 15V11ZM46 10V11H45ZM78 10V11H77ZM129 10V11H128ZM136 10V11H135ZM143 10H144V12H143ZM153 10L155 11L154 13H153ZM167 10H169L168 8H167ZM12 11V12H11ZM30 11H32V12H30ZM48 11V12H47ZM54 11V12H53ZM59 11H61V13L59 12ZM130 11H132V12H130ZM134 11L136 12V14L134 13ZM9 12H10V14H9ZM18 12V11H17ZM27 12H30V13H27ZM53 12V13H52ZM66 12V13H65ZM72 12V13H71ZM97 12H99L100 14L102 13L101 11H98L97 10ZM138 12H139V14H138ZM8 13V14H7ZM11 13H13V15L11 14ZM23 13V14H22ZM40 13V14H39ZM60 13V14H59ZM75 13V14H74ZM105 13V12H104ZM132 13H134V15L132 14ZM156 13V14H155ZM30 14V15H29ZM54 14H57V15H54ZM85 14V13H84ZM84 14L82 13V17L80 16V18H83L84 17ZM138 14V15H137ZM18 15V17H17V20H16V18H15V16H17ZM53 15V16H52ZM60 15V16H59ZM130 17H129V16ZM136 15V16H135ZM139 15H142L141 17H139ZM24 16V17H23ZM53 17L52 19H54V18H56V19H59L60 18V20H61V18H62V20H67L68 19V22L71 20V22L73 21V23H71V22H67L66 20V22L68 23L66 26H68V27H70V28H64V26H63V28L62 27H60V29H59V27L58 28H55V25H52V23L51 24H46V23H44L43 21V24H44V26H42V23H41V21H39V24L37 25V24H34V25H36V26H34L33 24H31L30 26L32 27H29L30 28V32H32V30H33V32L32 33H30L27 29H28V27L26 26V24L27 25H29V23L30 22H33V21H36V20H38L39 18H41V19H48V18H50V17ZM55 16V17H54ZM69 16H71V17H69ZM132 16H134V17H132ZM138 16V18H136ZM22 17V18H21ZM68 17V18H67ZM78 17V19H79V15L77 16ZM175 17H177V18H175ZM18 18H20L19 20H18ZM37 18V19H36ZM64 18V19H63ZM71 18V19H70ZM132 18V19H131ZM4 19V20H3ZM7 20H8V18H6ZM13 19H15V20H13ZM22 19V20H21ZM36 19V20H35ZM77 19V18H76ZM135 21H134V20ZM139 19V20H138ZM167 19V20H166ZM29 20V21H28ZM40 20V19H39ZM55 20V19H54ZM133 22H132V21ZM12 21H13V23L15 24V25H11V24H13L12 23ZM19 21V22H18ZM177 21H179V19L177 20ZM17 22V23H16ZM25 22V23H24ZM28 22V23H27ZM77 22V23H76ZM130 22L132 23V24H130ZM136 22V23H135ZM180 22H181V20H180ZM180 22H177L178 24H180ZM18 23H22V24H18ZM127 23V24H126ZM137 23H140V24H142V27H139V26H141L140 24L138 25ZM166 23V24H165ZM71 24H73L72 26H71ZM134 24V25H133ZM6 25V26H5ZM20 25H22V26H20ZM47 25V26H46ZM52 25V26H51ZM128 25H129V28H128ZM130 25H132V26H130ZM136 25H138V29L136 28L137 26ZM10 28H9V27ZM13 26V27H12ZM16 26H20V28H18V27H16ZM41 27V28H39V27ZM49 26V27H48ZM74 26V27H73ZM5 27V28H4ZM22 27V28H21ZM24 27V28H23ZM27 27V28H26ZM35 27V28H34ZM47 29V31H46V29ZM53 27V28H52ZM73 29H72V28ZM160 27H163V28H161V29H159ZM16 28H18V29H16ZM54 29L55 28V31H51L50 29ZM87 29L86 30H88L90 33H92L91 31L93 30V28L91 27L90 28V26L89 27H86ZM139 28H141L140 30H139ZM14 29H15V31H14ZM39 29V30H38ZM41 29V30H40ZM45 30V31H43V30ZM57 29V30H56ZM61 29H63V30H70L69 32L70 33H68V34H70V35H66V36H63L64 35V33L62 32L63 30H61ZM135 29H137L138 31H139V33H138V31L137 30H135ZM168 29V30H167ZM21 30V31H20ZM25 30V31H24ZM38 31V33H37V31ZM60 32H59V31ZM65 30V31H66ZM73 30V31H72ZM91 30V31H90ZM125 30V31H124ZM161 31V30H163V33H159L158 31ZM27 31V32H26ZM36 31V32H35ZM40 31V32H39ZM41 31H42V33H41ZM49 31H51V32H49ZM57 31V32H56ZM117 31V30H116ZM134 31H137V32H135L136 33V36H135V33H134ZM169 31V32H168ZM3 32V33H2ZM13 32H15V34L13 33ZM44 32V33H43ZM54 32V33H53ZM63 34H62V33ZM158 32V33H157ZM171 32V33H170ZM4 33H6V34H4ZM20 33H21V35H20ZM36 33H37V35H36ZM41 33V34H40ZM55 33H57L56 35H58V37L56 36V35H54V36H52V34H55ZM61 35V36H59V34ZM75 33V36H78L77 38L75 37H73V35L72 34H74ZM140 33H142L141 35H140ZM167 33V34H166ZM24 34V36H22ZM31 34V35H30ZM43 34H45V35H43ZM48 34V35H47ZM94 33H92V35H93ZM137 34H139L138 35V37H137ZM161 34V35H160ZM28 35V36H27ZM30 35V36H29ZM47 35V36H46ZM50 35V37H48ZM167 35H168V37H167ZM170 35V36H169ZM3 36L4 37H6V38H4L5 40H3ZM36 36V37H35ZM40 38H39V37ZM93 36H95V35H93ZM155 36V37H154ZM164 36H166V37H164ZM33 37H35V38H33ZM42 37V38H41ZM46 39H45V38ZM73 37V38H72ZM163 37V38H162ZM138 38V39H137ZM169 38V39H168ZM2 39V40H1ZM13 38H10V41L12 40ZM29 39V40H28ZM38 39V40H37ZM39 39L42 41H39ZM75 39H76V41H75ZM130 39V40H129ZM141 39V40H140ZM145 39V40H144ZM65 40V41H64ZM69 42H68V41ZM74 40V43L73 44H75L74 45V47H73V44H72V42L70 43V41H73ZM166 40V41H165ZM3 41H6V42H3ZM23 41V42H22ZM29 41V43H28V45H27V42ZM33 41V42H32ZM38 41V42H37ZM59 41V42H58ZM138 41V42H139ZM25 42V43H24ZM62 42V43H61ZM65 42H68L69 44H71V46L68 44H66ZM163 42V43H162ZM4 43V44H3ZM15 44L17 47L19 46V48L17 49V48H15V45L13 46L14 48H12V44ZM17 43L19 44V45H17ZM33 43H34V45H33ZM56 45H55V44ZM140 43V42H139ZM166 43V44H165ZM35 44H38V45H35ZM60 44V45H59ZM62 44H63V46H62ZM66 44V45H65ZM22 45V46H21ZM27 45V46H26ZM37 46V48L36 47H33V46ZM52 45V46H51ZM58 45V46H57ZM140 45V47H144V46H141ZM147 45V46H148ZM168 45V46H167ZM23 46H25V47H23ZM54 46H57V47H54ZM61 46L63 47V48H61ZM66 48H65V47ZM83 46V47H82ZM87 46V47H86ZM23 49H26V50H24L23 51V53H21L22 52V50H21V52H20V49L21 48ZM29 47H31L32 49H34L33 51L31 50V51H28V50H30L29 49ZM79 47V48H78ZM166 47V48H165ZM36 48V49H35ZM41 50H40V49ZM88 48V49H87ZM164 50H163V49ZM169 48V49H168ZM5 49V48H4ZM38 49V50H37ZM168 49V50H167ZM19 50V51H18ZM37 50V51H36ZM40 50V51H39ZM82 50H84V51H82ZM2 51H5V50H2ZM39 51V52H38ZM167 51V52H166ZM27 52V53H26ZM35 52H37V53H35ZM110 51H108V53H109ZM112 52V51H111ZM110 52V53H111ZM28 53H30V54H32L33 55V57H32V55H29ZM73 53V54H72ZM21 54V55H20ZM23 54H25V55H23ZM70 54H72V55H70ZM238 54V56L240 55V54H242L240 51L239 52H237L236 53V55ZM15 55H13L14 57H15ZM35 55V56H34ZM69 57H68V56ZM216 55H218V54H216ZM235 55V54H234ZM23 56V57H22ZM31 56V57H30ZM65 56L67 57V58H69V60L68 61H66V62H70V64H65L64 63V58H65ZM108 56V55H107ZM107 56H105L106 57V61H107V63H108V61H109V66L110 67H108V69H107V67H105V66H107L106 64V62H105V65H102V69L104 70V72H108L109 71V73H110V71H111V69H112V71H113V69H115V75L112 73V74H109V75H113V78L114 79H112V80H110V81H112L111 83H110V81H108V82H105L104 83V81H103V83L105 84H103L102 82H99L98 83V86H97V90L99 91V95H100V97H102V95L104 94V91L105 90H107L108 91V89L111 87V89L112 90H116V92L118 93V94H120V95H126V93L128 94V95H126V96H124V97H120V98H122V99H119L120 100V102H121V105H123V108H122V106L121 105H118L119 106V110L122 112V114H123V117H124V120H122V121H119V127L120 128H122V130H126L127 131V133H129V135H128V137H129V139H131V140H133L132 141V143L134 142V144H135V148H136V146H138L139 148H140V150H139V148L137 147L135 150L133 149L134 148V146L132 145V147H131V149L129 150L130 152V154H131V157L133 158H135V155H138L139 153V161H141V162H144V163H146L147 162V160H150V158H151V156L150 155H152V152L153 151H158V149H157V147L159 148V150L161 149V145L162 144H159L160 142H159V140L160 139H162L161 138V136H163L162 134H158L157 136H154V137H152L151 135V131H150V129H151V127L154 125V123L156 122L155 120H157L156 118H160L161 117V115L160 116H157L156 118H154L158 113L160 114H163L164 115V113L163 112H158V113H155V112H153L152 113V108H150V105H148L149 106V108H148V106H147V104H145L146 106H141V104H139L138 105V98L141 96V94L143 93L142 91L144 90V88H145V86L143 87V83L141 82V81H138V82H141V89L139 88L140 87V85L139 84H136V80L134 81H128L127 82V85L128 86H126V85H120V86H118V77H119V79L120 78H126L127 76H128V74H125V75H123V74H121V72H122V70L119 72V70L121 69V66H120V68H119V64H117L118 62L117 61H119L118 59L116 60V62H115V60H114V62H115V64L113 65V57H115L114 55H111V57H107ZM110 56V55H109ZM124 56V57H123ZM123 59H126V54H123ZM237 56V57H238ZM245 56H246V58L249 60H253L252 61V63H255V56L252 54V53H248V54H245ZM22 57V58H21ZM27 57V58H26ZM36 57V58H35ZM61 57H63V58H61ZM74 57V56H73ZM198 59H197V58ZM195 58L197 59H195V61L196 62H199V56H196ZM236 57V58H237ZM240 57V56H239ZM13 58V57H12ZM11 58V59H12ZM30 58H31V61H30ZM35 58V59H34ZM159 58H161L162 59V57H158V60H160ZM18 59V60H17ZM21 59H23V62H24V59L25 60H27V61H25V63L27 64H25V63H22V61L21 62H19V60H21ZM111 59V60H110ZM150 59H151V57L149 58H147V60H149L150 61ZM153 59V58H152ZM35 62L33 65L32 64H30V63H33V61ZM62 60V61H61ZM146 59L144 60V61H147ZM216 60H219V61H217V63H216V70H215V72H219L221 75H222V72L224 71H226V70H224L223 68H224V65H223V61H224V59L223 58H221V57H219V58H217ZM223 60V61H222ZM30 63H29V62ZM82 61V62H81ZM10 62H15V60H14V58H13V60L12 61H10ZM28 62V63H27ZM74 64H73V63ZM80 62V63H79ZM13 64V65H12ZM19 66H17V65ZM24 64V65H23ZM29 64V65H28ZM116 64H117V66H116ZM37 65V66H36ZM45 65V66H44ZM50 65V66H49ZM40 66L42 67L41 68V70H40ZM74 66V67H73ZM113 66V67H112ZM253 66H254V64H253ZM28 67H30L29 69H28ZM34 67H39V68H34ZM49 67H55V68H57L56 69V71H64L65 70V73L64 72H62V74L64 73L65 75H68V76H66L65 77V75L63 74V76L66 78V80H65V78L63 79V76H62V74H61V72H59V74H57V72H55V69H52V68H49ZM112 67V68H111ZM26 68V69H25ZM32 68V69H31ZM45 70H44V69ZM47 68V69H46ZM104 68H106V69H104ZM117 68H118V72L116 71L117 70ZM147 68V67H146ZM219 68V69H218ZM255 68V67H254ZM25 69V70H24ZM31 69V70H30ZM33 69H35V70H33ZM62 69V70H61ZM149 69V68H148ZM223 69V70H222ZM29 70L32 72V71H34V72H29ZM50 70H52V71H50ZM54 70V71H53ZM68 70V71H67ZM106 70H108V71H106ZM221 70V71H220ZM10 71V72H11ZM24 71H26V72H24ZM41 71V72H40ZM43 71V72H42ZM45 71V72H44ZM47 71L50 73V75L51 74H53V72L55 73V74H53V75H51V76H53V77H49L50 75L49 74H47ZM66 71H67V73H66ZM111 71V72H112ZM131 71V70H130ZM129 71V72H130ZM255 71H256V69H255ZM14 72L12 71L11 72V74H10V76L9 75H7V77H11V75H12V73H13V75H14ZM52 72V73H51ZM25 73H27V74H25ZM47 75H46V74ZM117 73H119V74H117ZM256 73H257V71H256ZM0 74H1V77L0 78H2L3 76H2V73H1V71H0ZM43 75L42 77H43V79H41L42 77L41 76H38V75ZM61 74V76L59 77V76H57L56 77V75H60ZM107 74V73H106ZM131 74V73H130ZM129 74V75H130ZM233 74V71L231 72V74H230V77H227V78H231L232 79V75ZM5 75V74H4ZM25 75V76H24ZM31 75H35V76H32V77H30ZM118 75V76H117ZM127 75V76H126ZM6 76V75H5ZM29 78H28V77ZM46 76V77H45ZM55 76V77H54ZM122 76V77H121ZM27 77V78H26ZM34 77H35V79H34ZM38 77V78H37ZM39 77H40V81H39ZM69 77V78H68ZM95 78H97L98 76H94ZM30 78H32V79H30ZM67 78H68V80H67ZM12 79H16V78H14L13 76H12V78H10V81L12 80ZM26 79H28L27 80V82H26ZM29 79H30V81H29ZM38 79V80H37ZM56 79V80H55ZM59 79V80H58ZM71 79V80H70ZM43 80V81H42ZM63 80V81H62ZM71 82H70V81ZM228 80V79H227ZM40 82V83H44V81L45 82H47L48 84L46 85V86H48V85H52L53 83L55 84V85H53V87L52 86H50V87H52V89L50 88V87H46V86H44L45 88H50V90H52V92L53 93H55V91H57V94L55 93L54 94V97L56 96V100H54L53 102H51L52 100H50V99H52L51 97V95L53 94H49L48 96L50 97H48L47 96V94L45 95V93H44V90H45V88H41L40 89V87H41V85H39V87L38 88H35V89H33L34 88V85H37V83H34V82ZM42 81V82H41ZM64 81H65V83H64ZM211 81H213V84H212V82H211V84H210V88L208 87V89L212 92V93H218V92H221L222 93V95H226L225 94V92H227L228 91V86L226 87V85L224 86L223 84L225 83V82H227V81H225V80H220L219 79V76L218 77H216V78H214L213 80H211ZM51 82H53L52 84H51ZM68 82V83H67ZM137 82V83H138ZM12 83V82H11ZM10 83V84H11ZM15 83H16V81H15ZM58 83H59V85H61L62 86V84H63V86H62V88L60 87V89H59V94H58V90H57V85H58ZM135 83V84H134ZM228 83V82H227ZM57 84V85H56ZM101 84V85H100ZM107 84H109V85H107ZM70 85V84H69ZM69 85H67V86H69ZM100 85V86H99ZM105 87H104V86ZM211 85H213V86H211ZM12 86V87H11ZM10 86V90H12V91H10V97H11V95H13L11 98L12 99H15V101L17 100V98L19 97V94H20V90H21V88L20 87H18V86H16V85H11ZM16 86V87H15ZM43 86V85H42ZM55 86H57L56 88H55ZM130 86V87H129ZM135 86V87H134ZM139 86V87H138ZM222 86V87H221ZM18 87V88H17ZM28 87V88H27ZM31 87H33V88H31ZM102 87V88H101ZM107 87V88H106ZM109 87V88H108ZM134 87V88H133ZM53 88H55V89H53ZM66 89V90H64V89ZM71 88H73V90L71 89ZM74 88H76L75 89V94L73 93V91H74ZM85 88H87V87H85ZM100 88V89H99ZM122 88V89H121ZM129 88V89H128ZM137 88V89H136ZM190 88H192V95L194 96V95H196V94H198V88H196L195 86H192V87H190ZM220 88H222V89H220ZM31 89V90H30ZM37 89H39V90H42L43 89V91H39L38 90V92L36 91ZM102 89V90H101ZM134 89V90H133ZM207 89V88H206ZM54 90V91H53ZM61 90V91H60ZM67 90H70V92H71V94L69 93V91H67ZM86 90H88V89H86ZM121 90H123V92H125V91H127V92H125V93H122V91ZM138 90V91H137ZM146 90L148 91V89H145L144 91L146 92ZM65 91H67L68 93H65ZM79 91V92H78ZM107 91H105L106 93H107ZM137 91V92H136ZM13 92V93H12ZM22 92V91H21ZM60 92L63 94H60ZM64 92V93H63ZM78 92V93H77ZM140 92V93H139ZM260 92V91H259ZM32 93L33 94H36L37 96H39V97H42V99L40 98V100H39V98H38V100L36 99L35 101H39L38 103H34V105H33V103L31 102L32 100H33V97H31V95H32ZM40 93V94H39ZM43 93V94H42ZM73 93V94H72ZM105 93V94H106ZM139 93V94H138ZM228 93V92H227ZM65 94H69V96H66ZM79 94V95H78ZM135 94H138V95H136L135 96ZM228 94H230V93H228ZM60 95V96H59ZM46 96H47V99H45L46 98ZM72 96V97H71ZM78 97V98H76L75 99V97ZM84 96H86V94L84 95ZM105 96V95H104ZM103 96V97H104ZM129 96H130V98H129ZM135 96V97H134ZM30 97V98H29ZM61 97V98H60ZM133 97V98H132ZM67 98L68 99H70L69 101L67 100ZM124 98V99H123ZM132 98V99H131ZM135 98V100H137V101H135V100H133ZM137 98V99H136ZM78 99V100H77ZM101 99H105V97L104 98H101ZM114 100V99H116V98H113V97H109V98H106L105 100ZM125 99H126V103L128 104V101L130 102L128 105L129 106H127L126 105V103H125ZM129 99V100H128ZM193 99H195V97H193ZM79 100L80 101H83V102H85V103H83V102H79ZM132 100V101H131ZM260 100H261V103H262V99L260 98ZM47 101V102H46ZM100 101V100H99ZM122 101H123V104H122ZM136 103H134V102ZM61 102V101H60ZM94 102V103H93ZM201 102H202V104L204 105L205 104V102H206V100L205 99H201ZM260 102V101H259ZM70 104V105H67V104ZM78 103H82L83 105H80V104H78ZM132 103V104H131ZM37 106H36V105ZM39 104V105H38ZM56 104V103H55ZM78 104V105H77ZM124 104H125V106H127V107H125L124 108ZM149 104H150V102H149ZM33 105V106H32ZM77 105V106H76ZM86 105V106H85ZM32 106V107H31ZM38 106H42V107H38ZM64 106V107H63ZM67 106V107H66ZM30 107V108H29ZM38 108V109H37ZM64 108V109H63ZM83 108V109H82ZM30 109V110H29ZM33 109V110H32ZM63 109V110H62ZM124 110V112L122 111V110ZM35 110V111H34ZM45 110V109H44ZM106 111H108L107 109H105ZM118 111V110H117ZM120 111H118V112H120ZM125 111H126V113H125ZM36 112H35V114H36ZM71 112H73L72 114H71ZM109 112V111H108ZM37 113H39V112H37ZM111 113H112V111H111ZM110 112H109V114H111ZM31 114V115H30ZM75 114V115H74ZM108 114V115H109ZM125 114V115H124ZM154 114V115H153ZM166 114V113H165ZM128 115V116H127ZM162 115V116H163ZM168 115H169V113H168ZM125 116L126 117H128L129 119H130V121H129V119H128V121H126V119L127 118H125ZM55 117V118H56ZM111 117H113V115L111 114ZM28 119V120H27ZM66 119V120H65ZM123 119V118H122ZM80 120V121H79ZM72 121V122H71ZM78 121H79V124H78ZM132 121V122H131ZM126 122V123H125ZM128 122H130V124H127ZM166 122V119H165V117H163V125L165 126V123ZM122 123V124H121ZM125 123V124H124ZM153 123V124H152ZM157 123V122H156ZM78 124V125H77ZM127 124V125H126ZM152 126H151V125ZM61 125H63V126H61ZM121 125V126H120ZM124 125H126V126H128L129 128L131 127V131H130V129L129 128H127V127H123ZM130 125H132V126H130ZM150 126V127H149ZM17 127V126H16ZM62 127V128H61ZM135 127V128H134ZM149 127V128H148ZM18 128V127H17ZM21 128V127H20ZM57 128V129H56ZM59 128V129H58ZM62 130H61V129ZM66 129V130H65ZM67 129H68V131H67ZM127 129H129V130H127ZM134 129H135V131H134ZM18 130V131H17ZM31 130V129H30ZM45 131L46 132V134H44V133H42V132H40V131ZM79 130V129H78ZM133 130V131H132ZM62 131H63V133H62ZM61 134H60V133ZM130 132H131V134H130ZM140 132V133H139ZM30 133H32V134H30ZM153 133V132H152ZM29 136H28V135ZM33 134H34V136H33ZM35 134H38V136L37 135H35ZM48 134V135H47ZM49 134H51V136L49 135ZM32 135V136H31ZM44 135V136H43ZM132 137H131V136ZM145 135V136H144ZM40 136L42 137V138H40ZM53 136H54V139H53ZM61 136V137H60ZM74 136V137H73ZM140 136H141V138H140ZM144 138H143V137ZM31 137V138H30ZM52 137V138H51ZM59 137H60V139H59ZM148 139H147V138ZM152 137V138H151ZM51 138V139H50ZM57 138V139H56ZM155 138V139H154ZM159 138V139H158ZM136 139V140H135ZM137 139H138V141H137ZM152 139V141H150ZM164 139V138H163ZM43 140V141H42ZM57 142H56V141ZM146 140H148V142L146 141V143H145V141ZM65 143H64V142ZM73 141V142H72ZM135 141H137V142H135ZM139 141H140V143H139ZM162 143L164 142V140L162 141V140H160ZM40 142H42L41 144H39ZM50 142H52V143H50ZM55 142V143H54ZM59 142H63V145L61 144L60 145V143ZM142 142H144V143H142ZM152 142V143H151ZM57 143V144H56ZM102 143V144H101ZM106 143V144H105ZM108 143V144H107ZM148 143V144H147ZM48 144H49V146H48ZM54 144V145H53ZM58 144H59V146H58ZM98 144V145H97ZM97 144H94L93 146L92 145H90V146H87V151H86V153L89 151V150H92V149H94V148H96V147H98V148H100L101 149V151H107L108 150V147L107 146H109V142L108 141H103V140H101V141H99ZM150 144V145H149ZM50 145H51V147H50ZM100 145V146H99ZM153 145H155V146H153ZM156 145H157V147H156ZM31 146V147H30ZM57 148H56V147ZM61 146V147H60ZM72 146V147H71ZM143 146H144V149H143ZM146 146H148V147H146ZM47 148V150H46V148ZM49 147V148H48ZM55 147V148H54ZM68 147H70V148H68ZM146 147V148H145ZM156 147V148H155ZM27 148L29 149V150H27ZM38 148V149H37ZM43 148V149H42ZM51 148V150L49 151V149ZM53 148V149H52ZM62 148V149H61ZM90 148V149H89ZM155 150H154V149ZM25 149H26V151H25ZM34 149V150H33ZM56 150V152L57 153H55V151H53V150ZM58 149V150H57ZM103 149V150H102ZM106 149V150H105ZM147 149H148V151H147ZM32 150V151H31ZM39 150V151H38ZM66 150V151H65ZM30 153H29V152ZM61 151V152H60ZM65 151V152H64ZM134 153H133V152ZM137 151H139V152H137ZM54 152V153H53ZM77 152V151H76ZM75 151L73 152V153H76ZM27 153V154H26ZM69 153V152H68ZM67 153V154H68ZM73 153L70 155V156H72L73 155ZM138 153V154H137ZM15 154V153H14ZM14 154H12L13 156L11 157V155H10V159L8 160V162L10 163V175H12V174H15L14 172H18V170H19V162H18V160H15V159H13L14 158V156H16V154L14 155ZM45 154V155H44ZM46 154H47V156H46ZM54 154V155H53ZM67 154L65 155V156H67ZM88 154V153H87ZM132 154H135V155H132ZM40 155L42 156V157H40ZM141 155V156H140ZM144 155V156H143ZM18 156H20V155H17V157ZM23 156V157H24ZM38 156H39V159L40 160H38V159H36V158H38ZM45 157V159H44V157ZM57 158H56V157ZM138 156H136V159H137V157ZM51 157H53L51 160H53V161H51L50 160V158ZM56 158V159H55ZM142 158V159H141ZM149 158V159H148ZM27 159H29L28 161H27ZM36 160H38L37 162H36ZM50 160V161H49ZM60 161V163H58V161ZM64 160V159H63ZM78 160V161H77ZM143 160V161H142ZM48 161V162H47ZM57 161V165L59 164L61 167H59V165H58V167L60 168H56V166L57 165H54V164H56L55 162ZM24 163H26V164H24ZM38 163V164H37ZM47 163V164H46ZM52 163H54V164H52ZM13 164V165H12ZM31 164V165H30ZM51 164H52V166H51ZM134 164V163H133ZM29 165V166H28ZM44 165H45V168H44ZM77 165V166H76ZM14 166V167H13ZM30 166H32V167H30ZM50 166V167H49ZM53 166H55V167H53ZM18 167V168H17ZM29 167L30 168H32V170L31 171H29L30 169H29ZM47 167V168H46ZM55 170V171H50L52 168ZM41 169H44V171L47 173H45L43 170L41 171ZM49 169V170H48ZM56 170L58 171H60L61 170V172H59V173H61V176L62 177H60L59 178V176H58V172H56ZM64 170V169H63ZM36 171H38V173H36ZM50 171V174L48 173ZM43 173V175H42V173ZM77 172H79V173H77ZM45 173V174H44ZM53 173V174H52ZM62 173H63V175H62ZM55 174H56V176H55ZM29 176V179H28V176ZM39 175V176H38ZM47 175H48V177H49V175H50V178H52V180H53V182H52V180H51V182L48 180L49 178L47 177ZM53 175V176H52ZM58 176V177H57ZM42 177H43V179H44V177H47L46 179H42ZM55 177V178H54ZM148 177V176H147ZM147 177H141V182H139L136 186H137V189L139 190H137L136 192L135 191H124L125 192V194H124V192H123V197L120 199V200H117V202L116 203H118V202H123V203H126L127 202V199H128V201L129 200H134L133 198H136V194H138L139 192V194L142 196V198L144 197L145 198V201L146 200H148V202L146 203L145 201H143L145 204H148V203H151V204H148V206H149V208L151 207V208H154V209H151V211H153L152 212V214H153V216H157L158 215V213H157V211L156 210H166V208L165 209H163L164 207H162V209H156L155 210V207H153V206H151L152 205V203H155V205H156V203H158V205H160V204H162L163 202H164V204L166 205V203L169 201V199H168V197H167V195L166 194H162V188H159V187H153L152 186V183H150V182H152V180L150 181V182H148V181H146V178ZM27 178V179H26ZM59 178V179H58ZM101 178V177H100ZM149 178H151L150 176H149ZM44 181H46V182H44ZM25 182H27V183H25ZM48 182H50V184L48 183ZM100 182V183H99ZM145 182H148V183H145ZM25 183V184H24ZM87 183H89V182H87ZM86 183V184H87ZM150 183V184H149ZM47 184H49V185H47ZM92 183H89V185H91ZM78 185V186H77ZM81 185V186H80ZM84 185H85V182H84ZM93 185V184H92ZM50 188H49V187ZM87 186H88V184H87ZM142 186H143V188H142ZM150 186L151 187H153L152 189H150V191H149V188H150ZM23 187H25L24 189H23ZM63 187V188H62ZM138 187H140L141 189H139ZM149 187V188H148ZM146 188V189H145ZM47 189V190H46ZM58 189V190H57ZM143 189V190H142ZM144 189L146 190V191H144ZM38 190V191H37ZM45 190L47 191L46 193H45ZM53 190H55L54 192H52ZM108 189L106 188V191H107ZM95 191H97V190H95ZM143 191V192H142ZM19 192V193H18ZM49 192H51L50 194H51V197H50V200L49 199H46V195H47V193H49ZM69 192V194H68V196H71V194L73 195L72 197H66V199L65 198H63V199H65L64 201L63 200H59L61 203H59L58 202V199H57V202L58 203H56V200H54V198L56 199L58 196H61V195H63V194H66V193H68ZM78 192V193H77ZM108 192V191H107ZM262 192H263V190H262ZM261 192V193H262ZM16 193H18V194H20V195H17ZM41 193V194H40ZM53 193L54 194H56V196L55 195H53ZM76 193V194H75ZM133 193V194H132ZM136 193V194H135ZM16 194V195H15ZM59 194V195H58ZM78 194V195H77ZM162 194V195H161ZM172 194H173V197L174 196H176L175 197V199L174 200H179V196H180V194L178 193V192H176V191H173L172 192ZM9 195V194H8ZM28 195V196H27ZM75 195V196H74ZM135 195V196H134ZM16 196L19 198H17L16 199ZM20 196V197H19ZM53 196V197H52ZM100 195L99 194H97V199H96V195H95V198L94 199H96V200H94V202H97L95 205H97L98 204V202H100V200L102 199V197H99ZM147 198H146V197ZM22 197V198H21ZM80 197H82V196H80ZM86 197V196H85ZM85 197L83 198V200L85 199ZM125 197V198H124ZM152 197V198H151ZM10 198V199H9ZM44 198H45V200L47 201L48 200V202H51V204H52V206H50L51 207V209H50V207L48 208V207H44V208H42V206H41V208L39 207L40 205H41V202H43L44 201ZM67 198H68V200H67ZM70 198V199H69ZM99 198H101V199H99ZM105 198H108V200H109V203H110V205L112 206L113 205V203H115L114 202V200H112V198L111 197H109V196H105ZM143 198V199H144ZM149 198H150V200H149ZM35 199H37V200H35ZM39 199V200H38ZM78 199V200H77ZM9 200V201H8ZM52 200V201H51ZM77 200V201H76ZM126 200V202H124ZM154 200V202H152ZM28 201V202H27ZM36 201V202H35ZM54 201V202H53ZM63 201V202H62ZM150 201V202H149ZM27 202V203H26ZM35 202V203H34ZM39 202V203H38ZM69 202V203H68ZM71 202H72V204H71ZM66 204L67 203V205H71L72 207H67L66 208V210H65V216L63 215V214H61V210H59L58 209V206L59 205H61V204ZM215 201H213V203L212 204H209V203H207L208 204V207H209V205L212 207V206H215ZM25 204V205H24ZM27 204H29L28 205V207H27ZM33 204H34V206H33ZM164 204H162L163 206H165ZM38 205V206H37ZM54 205V206H53ZM56 205H58V206H56ZM31 206V207H30ZM33 207V208H32ZM57 207V208H56ZM46 208H48V209H46ZM76 208V209H75ZM30 209V210H29ZM39 209H43V210H39ZM46 209V210H45ZM69 209H70V211H69ZM72 209H74V210H72ZM35 210L37 211L36 213H35ZM68 210V211H67ZM72 210V211H71ZM177 210H182V209H180V208H178ZM252 210H255V212L256 213H260V212H262V210H264V192L261 194V196L255 201V203H254V206H253V209ZM43 211V212H42ZM52 211H53V213H52ZM76 211V212H75ZM235 211H240V213H241V210H235ZM47 212V214H45ZM81 212H82V215H81ZM99 212V211H98ZM254 212V213H255ZM60 213V214H59ZM68 213V214H67ZM83 213H84V215L85 216H87L86 217V219H87V221H88V219H89V221H90V219H91V222L93 221L92 220V218H90L89 216H91V217H93V219H95L94 221H100V219H101V222H97V224H96V222H89L90 224H93V226H95L96 225V227H101V224H102V227H101V229L99 228H97V229H93V228H91V229H89V228H87L86 226H85V228H84V225L83 224H81V223H79V220L80 219H85V216L83 215ZM99 213H101V212H99ZM246 213V212H245ZM22 214V215H21ZM37 214V215H36ZM87 214V215H86ZM91 214V215H90ZM150 215H152L151 213H149ZM243 214H244V212H243ZM28 215V216H27ZM34 215V216H33ZM42 215V217H41V219H39L40 218V216ZM43 215H46V216H49L50 217V219L52 220H50L48 217H46L45 216V218H47V221L44 219L43 220V218H44V216ZM59 215V216H58ZM62 215V216H61ZM76 215V216H75ZM106 215V216H105ZM252 215H254L253 213H252ZM14 216V217H13ZM27 216V217H26ZM37 216V217H36ZM51 216H53L52 218H51ZM55 216V217H54ZM61 216V217H60ZM64 216V217H63ZM79 216V217H78ZM84 216V218H82V217ZM247 216H249L248 218H250V214L249 215H247ZM26 217V218H25ZM32 217L34 218V219H32ZM60 217V218H59ZM74 217V218H73ZM76 217H77V219H76ZM89 217V218H88ZM105 217H106V219H105ZM57 218V219H56ZM59 218V219H58ZM63 218V219H62ZM79 218V219H78ZM167 218L168 217H161L159 220H158V222L159 223H167ZM177 218H180L179 219V221H181L182 219H181V215H179ZM29 219H31V220H29ZM61 219V220H60ZM71 219H73V220H71ZM122 219V218H121ZM27 220V221H26ZM40 220V221H39ZM41 220H43V222H41ZM49 220H50V222H49ZM58 220H60V221H58ZM123 220H125V218L123 219ZM39 221V222H38ZM44 221H46V222H48V224L47 223H45ZM63 221H64V223H63ZM154 221V220H153ZM58 222V223H57ZM60 222H62V223H60ZM71 222L73 223V224H71ZM77 222V223H76ZM152 222V221H151ZM44 223V224H43ZM52 223V224H51ZM54 223V224H53ZM56 223V224H55ZM66 223H67V225H66ZM104 223V224H103ZM152 223H154V222H152ZM182 221H181V224L180 225H176V226H174V229L172 228V231L174 232H176V233H180V232H184V230H188V231H190L192 228H191V226H188L189 228H187V227H184L183 225H182ZM51 224V225H50ZM61 224V225H60ZM69 224H70V227H69ZM98 224H100V225H98ZM60 227H59V226ZM65 225V226H64ZM74 225V226H73ZM98 225V226H97ZM120 225V224H119ZM48 226V227H47ZM54 226H56V227H54ZM58 226V227H57ZM152 226V225H151ZM51 229H50V228ZM82 227V228H81ZM202 227V226H201ZM22 228V229H21ZM52 228L54 229V230H52ZM191 228V229H190ZM93 229V230H92ZM56 230V231H55ZM78 232H77V231ZM101 230V231H100ZM208 230H209V233H208ZM208 230H202V228H200V231H202V232H200V235H199V237H198V235H197V237L198 238H200L199 240H198V238L196 237V239H194V240H196V242L193 240V241H191L190 240V242H188L189 240L187 239V238H185V236H183V238H184V243L186 242V244H185V249L181 252H179V255H180V258L178 259V260H176V261H179V263L180 264H209L208 262H210L209 261V256L208 255H210V260L211 261H213V263L214 264H219V263H216V258H215V256H214V253L212 252V251H210V250H208L207 248H205L204 249V247H203V241H204V239H205V237L207 236V237H209L210 239H211V241H214L215 242V240L214 239H216V242H217V234H216V232H215V230H213V229H211V228H209ZM213 230V231H212ZM57 231H59V232H57ZM63 231H66V232H63ZM83 231V232H82ZM89 231V232H88ZM96 231V232H95ZM50 232V233H49ZM61 232H63V233H61ZM102 232V233H101ZM191 232H195L194 231V229H192L191 230ZM204 232V233H203ZM213 232V233H212ZM53 233V234H52ZM72 233V234H71ZM86 233V234H85ZM151 233V232H150ZM153 233H155L154 231H153ZM202 233H203V235H202ZM249 233H251L250 231H249ZM54 234H55V236H54ZM57 234V235H56ZM62 234V235H61ZM84 234V235H83ZM96 234V235H95ZM99 234V235H98ZM152 234V233H151ZM199 234V233H198ZM59 235V236H58ZM202 235V236H201ZM216 235V236H215ZM53 236H54V238H53ZM61 236H63L62 238H61ZM69 236L73 239H71V238H69ZM75 236V237H74ZM79 236V237H78ZM214 236V237H213ZM78 237V238H77ZM82 237V238H81ZM94 237V238H93ZM216 237V238H215ZM75 238H77V239H75ZM181 238H182V236H181ZM251 238V237H250ZM60 239V240H59ZM56 240V241H55ZM68 240H70V241H68ZM185 240H187V241H185ZM77 241V242H76ZM113 241V240H112ZM29 242H31V244L29 243ZM60 242V243H59ZM69 242V243H68ZM73 242V243H72ZM57 243V244H56ZM68 245H67V244ZM141 243V244H140ZM61 244V245H60ZM65 244L67 245L66 247L68 248L67 250L68 251H66L67 253H68V255H69V253L70 254H72V256L74 257L73 258V260L71 261V262H68L67 260H64V259H62V258H64V257H61V258H59L60 257V255H56L55 254V250L56 249H59V250H61L62 251V249L64 250V248H66V247H64L65 246ZM131 244V245H130ZM138 244H139V246H138ZM57 247H56V246ZM110 245V246H109ZM123 245V246H122ZM187 245H188V247H187ZM191 245V246H190ZM61 248H60V247ZM106 246H109L108 247V249L106 248ZM56 247V248H55ZM113 247V248H112ZM193 247V248H192ZM203 247V248H202ZM130 248V249H129ZM55 249V250H54ZM137 249V250H136ZM187 250H189V251H187ZM139 251V252H138ZM205 251H207L206 253H205ZM50 252H52V253H50ZM50 253V254H49ZM74 253V254H73ZM52 254V255H51ZM75 254H76V256H75ZM137 254V255H136ZM204 254V255H203ZM54 255V256H53ZM208 256V257H205V256ZM53 256V257H52ZM106 256V257H105ZM55 257V258H54ZM75 257H76V259H75ZM108 257V258H107ZM114 259H113V258ZM205 258H206V261H205ZM63 261H62V260ZM104 259V260H103ZM76 260V261H75ZM106 260V261H105ZM67 261V262H66ZM110 261V262H109ZM63 262V263H62ZM73 262V263H72ZM130 262V263H131ZM174 262V260L173 259H171V258H169V259H167V262H166V264H177L176 262L175 263H173ZM132 264V263H131ZM150 264H162V258H161V252H157V254L154 256V254L152 253V258H151V262H150ZM223 264H226L225 262L223 263Z\"/></svg>","mask_w":264,"mask_h":264},{"label":"built area","instance_id":"2783aa9c","mask_svg":"<svg viewBox=\"0 0 264 264\" xmlns=\"http://www.w3.org/2000/svg\"><path fill=\"white\" fill-rule=\"evenodd\" d=\"M217 4L223 10L235 9L242 16L243 24L247 17L264 20V0H250L247 5L245 0H217ZM231 68L232 79L225 80L228 83L224 86L234 90L232 110L225 111L220 105L219 111L213 113L217 122L216 155L231 168L228 200L249 212L261 196L264 182V106L258 100L264 80L256 73L250 59L244 62L242 57L235 58ZM250 232L248 240L234 242L231 252H217L207 247V238L202 245L214 253L219 264H264V226H257ZM208 263L214 264L213 261Z\"/></svg>","mask_w":264,"mask_h":264},{"label":"crops","instance_id":"0c3cea01","mask_svg":"<svg viewBox=\"0 0 264 264\" xmlns=\"http://www.w3.org/2000/svg\"><path fill=\"white\" fill-rule=\"evenodd\" d=\"M262 23V22H260ZM259 23V24H260ZM264 23V22H263ZM257 42H259V53H260V56H261V61H262V68H261V71H262V76L264 77V33L261 32V31H258L257 32ZM255 212V210H253V213ZM262 212L264 213V210H262ZM260 212V213H262ZM260 213H254L255 215L256 214H260Z\"/></svg>","mask_w":264,"mask_h":264}]
</instances>
